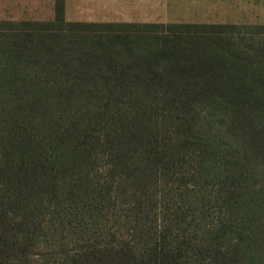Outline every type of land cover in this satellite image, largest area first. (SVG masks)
<instances>
[{"label":"trees","instance_id":"16d2710c","mask_svg":"<svg viewBox=\"0 0 264 264\" xmlns=\"http://www.w3.org/2000/svg\"><path fill=\"white\" fill-rule=\"evenodd\" d=\"M65 2L0 20V264L55 240L64 264H264V22Z\"/></svg>","mask_w":264,"mask_h":264},{"label":"rangeland","instance_id":"374dc122","mask_svg":"<svg viewBox=\"0 0 264 264\" xmlns=\"http://www.w3.org/2000/svg\"><path fill=\"white\" fill-rule=\"evenodd\" d=\"M79 1V3H78ZM70 0L66 18L70 21L237 23L264 22V0H126L116 7L98 6L87 0ZM92 2V1H91ZM54 0H0V20H51ZM203 131L217 141L222 129L213 124L206 111L201 114ZM35 264H64L66 258L58 240L44 245Z\"/></svg>","mask_w":264,"mask_h":264},{"label":"crops","instance_id":"0c3cea01","mask_svg":"<svg viewBox=\"0 0 264 264\" xmlns=\"http://www.w3.org/2000/svg\"><path fill=\"white\" fill-rule=\"evenodd\" d=\"M78 1V0H77ZM89 1V3H95L98 5V6H107V7H116V5H118L119 3H124V1L126 0H87ZM92 1V2H91ZM127 2V1H126ZM54 3H55V0H54ZM79 3V1H78ZM69 4H70V0H66L65 2V12L67 13L68 11V8H69ZM55 6V5H54ZM82 21V20H81ZM107 22V21H106ZM109 22V21H108Z\"/></svg>","mask_w":264,"mask_h":264}]
</instances>
